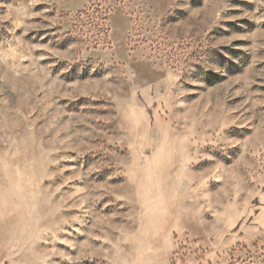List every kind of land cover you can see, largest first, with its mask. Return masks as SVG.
Listing matches in <instances>:
<instances>
[{
	"label": "rangeland",
	"instance_id": "374dc122",
	"mask_svg": "<svg viewBox=\"0 0 264 264\" xmlns=\"http://www.w3.org/2000/svg\"><path fill=\"white\" fill-rule=\"evenodd\" d=\"M0 264H264V0H0Z\"/></svg>",
	"mask_w": 264,
	"mask_h": 264
}]
</instances>
